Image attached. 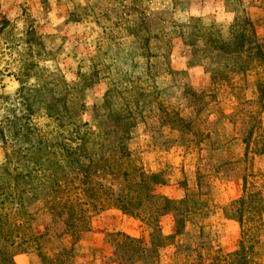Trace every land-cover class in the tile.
Returning <instances> with one entry per match:
<instances>
[{"label":"rangeland","instance_id":"obj_1","mask_svg":"<svg viewBox=\"0 0 264 264\" xmlns=\"http://www.w3.org/2000/svg\"><path fill=\"white\" fill-rule=\"evenodd\" d=\"M188 16L195 19L200 32L210 37L227 38L232 24L243 18L248 19L255 36H264V0H0V19L8 22L0 33V116L6 113L7 106L17 107V74L23 66L30 74L25 79L26 87L36 83L34 64L46 73H59L68 84H80L82 75L89 70L91 57L108 50L105 56L120 52L126 57L116 60L113 68L128 71L130 77L137 78L147 71L149 83L165 89L178 102L181 115L192 119L194 107L180 97L177 79L181 80L178 84H187L195 93H209L207 68L192 62L191 49L179 36L170 40L168 56L169 67L177 75L166 73L160 56L163 40L171 31L178 30L176 25L187 24ZM28 30L39 38L35 39L33 34L26 36ZM145 38L147 42L142 43ZM245 75L246 88L244 76L234 74L231 85L236 88L228 90L229 86L223 83L218 90L219 102L206 107L197 118L199 127L216 130L211 139L217 137L218 142L208 144L203 140L196 147L184 144L177 131L155 127L153 117L146 119L149 126L138 124L130 132L129 148L143 170L160 172L165 181L154 185L153 192L172 200L187 197L179 223L176 224L171 211L159 216L160 234L173 237L169 239L171 244L157 250L152 264L219 262L226 253L238 248L240 227L235 219L222 218L220 228L214 233L208 231L206 215L213 198L228 203L246 196L255 187L264 200V172H253L258 163L252 162L249 149L243 155L244 144L237 132L241 125L247 129L240 122L248 119V113L257 112L256 119L264 125V112L259 113L254 104L246 101L255 98V88L252 72ZM105 89L103 81L84 91L83 119L87 123L92 105L100 101ZM228 91L235 94H227ZM35 121L46 122L43 115ZM5 150L0 146V160ZM34 208L37 216L34 229L38 234L46 232L42 247L49 255L64 247L71 249L72 264H146L140 260L123 263L117 258L124 248V235L149 246L150 227L138 219L110 207L91 215L87 230L74 240L64 234L58 237V230L50 227L47 212L40 205ZM252 219L251 222L244 219L243 230L250 225L257 228V219ZM262 221L259 243L252 253L260 264H264V213ZM7 249L15 264H41L33 252L23 254L14 246Z\"/></svg>","mask_w":264,"mask_h":264},{"label":"trees","instance_id":"obj_2","mask_svg":"<svg viewBox=\"0 0 264 264\" xmlns=\"http://www.w3.org/2000/svg\"><path fill=\"white\" fill-rule=\"evenodd\" d=\"M188 21L176 25L178 30L166 36L160 56L166 73L177 75L169 67L168 56L170 40L179 36L190 47L192 62L207 68L209 93H195L187 84H178L181 80L177 79L180 97L194 107L192 119L181 115L178 102L165 89L149 83L147 71L137 78L113 68L116 60L126 59L120 52L105 56L108 50L98 51L91 57L89 70L82 75L80 84H68L59 73H46L34 64L36 83L26 87L28 69L23 66L18 71L17 107L7 106L6 113L0 116V146L6 149L0 160V264H15L9 246L23 254L33 252L41 264H72L71 249L61 247L51 255L43 250L46 232L38 234L34 229L36 205L47 212L50 227L58 230V237L64 234L74 240L87 230L91 215L110 207L149 226L148 247L138 239L123 236L124 248L117 256L123 263L140 260L152 264L157 250L172 243V235L160 234L157 221L171 211L176 224L179 223L187 197L172 200L153 192L154 185L165 181L160 172L143 170L128 145L131 130L138 124L149 126L146 119L153 117L155 127L177 131L184 144L196 147L203 140L208 144L218 142L217 137L211 139L216 130L199 127L197 118L206 107L219 102L218 90L223 83L229 86L228 90L236 88L231 85L234 74L244 76L246 88L245 74L249 71L253 74L255 98L246 101L254 104L259 113L264 112V36L254 35L247 18L237 19L225 39L200 32L191 16ZM7 24L6 19H0V33ZM30 34L39 38L29 30L25 35ZM103 81L106 89L100 101L92 105L87 123L83 119L84 91ZM230 93L234 92H227ZM39 115L45 117V123L35 121ZM246 115L248 119L240 123H245L247 129L243 125L237 129L244 144L243 155L249 149L252 162L258 163L253 172H264V125L256 119L257 112ZM207 213L210 233L220 228L222 218L235 219L240 227L238 248L226 253L219 262L209 264H260L252 258L263 226L264 200L259 189L252 187L246 196L228 203L213 198ZM253 217L257 219V228L250 225L243 230L244 219L251 222Z\"/></svg>","mask_w":264,"mask_h":264}]
</instances>
